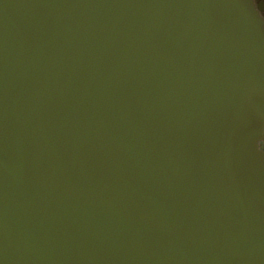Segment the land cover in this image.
<instances>
[{
  "label": "water",
  "instance_id": "95a60500",
  "mask_svg": "<svg viewBox=\"0 0 264 264\" xmlns=\"http://www.w3.org/2000/svg\"><path fill=\"white\" fill-rule=\"evenodd\" d=\"M263 138L250 0H0V264H264Z\"/></svg>",
  "mask_w": 264,
  "mask_h": 264
},
{
  "label": "flooded vegetation",
  "instance_id": "af4514ba",
  "mask_svg": "<svg viewBox=\"0 0 264 264\" xmlns=\"http://www.w3.org/2000/svg\"><path fill=\"white\" fill-rule=\"evenodd\" d=\"M253 9L260 18L264 28V0H250ZM260 149L264 151V138L260 140Z\"/></svg>",
  "mask_w": 264,
  "mask_h": 264
}]
</instances>
